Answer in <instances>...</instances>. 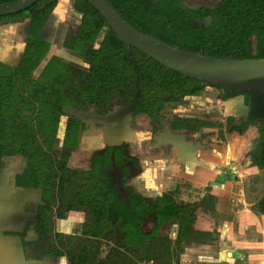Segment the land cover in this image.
I'll return each instance as SVG.
<instances>
[{"label":"trees","instance_id":"obj_1","mask_svg":"<svg viewBox=\"0 0 264 264\" xmlns=\"http://www.w3.org/2000/svg\"><path fill=\"white\" fill-rule=\"evenodd\" d=\"M18 1L0 0V6ZM106 1L140 33L184 52L217 59H264V0ZM57 3L58 0H38L23 11L0 15V21L23 15H27L30 20L25 52L16 69L18 75L28 76L45 57L47 45L40 39L39 30ZM75 9L93 22H83L77 36L73 37L72 44H66L83 56L89 67L87 73L69 67L64 73V81L72 83L73 74H76V81L86 74L87 89L81 93L85 100L105 104L108 98L118 100L124 106H132L134 114L142 115L144 123L151 125L170 103L198 97L205 86L219 87L170 70L136 48L126 45L87 1L76 0ZM207 19H210L208 24ZM102 26H107L108 31L101 48L94 49ZM89 50L92 52L89 53ZM56 64L63 65V61L53 58L49 63ZM50 72L49 69L45 70V73ZM11 80L10 70L0 62V166L4 156H24L28 159V164L20 175L14 177V184L16 187L44 190L43 201L47 205H38L36 220L25 223L26 229L38 232L39 239L22 243L24 250L33 248L34 252L29 256L37 264L46 255H62L61 250L54 247L55 238L62 247L64 244L71 246L75 243L73 238H67L66 243L63 242L60 235L53 238L50 222L52 206L55 204L56 177L59 175L70 182L77 169H81L87 183L81 192L74 194L75 203L80 208H87L90 217L82 226L81 238L96 241L113 236L117 238L121 248L130 251L132 258L134 255L139 260L157 264H179V255L185 247L197 242L196 237L202 236L200 244L206 242L210 233L197 231L193 226L198 214L203 211L214 214L216 211L217 199L209 190L202 200L192 203L176 202L175 192L172 191L152 197L139 195L130 186V181L127 182L129 170L124 164L126 155L121 149L114 152L113 159L116 167L123 168L122 176L118 178L110 159V149L100 153L76 152L73 149L74 137H70V134L65 136L61 152L52 151L49 147L51 153L47 154L41 145L34 144L26 137V125L31 121L29 118L20 119L22 109L14 110V130L7 123L4 124V117L11 112V106L1 90ZM64 90V106L75 105L74 92L66 84ZM238 95L244 97L249 107L247 121L236 127L231 126L227 132L235 130L242 133L248 124L256 125L260 142L251 155L253 163L264 168V156L255 158V153L260 150L264 155V93L252 90L233 91L224 97ZM54 107L61 112L63 104L55 102ZM205 125V122L191 118L174 117L171 122L172 129L193 132ZM63 178L58 184L60 189ZM254 211L264 214V196L256 204ZM57 217L63 216L57 214ZM173 226H177L175 241L168 235ZM85 239L80 242L76 237V241L79 240L74 245L78 246L77 249L72 251L69 248L70 264H93L96 261V254L83 243ZM115 254L117 252L112 255L111 262L102 260L99 263L118 264L120 260L126 261L125 255L119 260Z\"/></svg>","mask_w":264,"mask_h":264},{"label":"flooded vegetation","instance_id":"obj_2","mask_svg":"<svg viewBox=\"0 0 264 264\" xmlns=\"http://www.w3.org/2000/svg\"><path fill=\"white\" fill-rule=\"evenodd\" d=\"M57 5L58 3L55 5V7L53 8V11L47 17L45 22L42 24L41 29L39 30L40 39L46 43L47 51L45 52V57L41 59L40 63L35 67V69L31 72V74H29L28 76H23V75H18L16 71L24 55V52H25L26 40L28 38V33L30 29L29 17L27 19L26 32L22 34H18V37H16V40L17 38H20L21 40L23 39V43H24L23 48H20V46L18 47L17 44L15 46L16 47L15 51L17 54H19L16 62L8 63V60L6 61V56L9 54V52L8 54H6V56L4 55V53H3L4 56L1 54L0 62L6 65V67L10 70V73L12 76L11 83L8 82V85L5 84V86L1 90L3 97L7 98L6 101L9 102L10 103L9 105L11 106L10 108L11 112L8 114V116L4 117V124L7 123L11 130H14V128H16V126L13 125V120L15 116L14 110L22 109L21 114H20V119L22 120L24 118H29V120L31 121L30 124L26 125V137H28L30 141H33L34 144L41 145L47 154L51 153V149L52 151L55 150V151L61 152L64 147L65 136L67 134H70V137L72 138L74 137L73 138L74 139L73 149L76 152L100 153V152H103L105 150L107 151L108 149H110L111 150L110 159L112 161V166L114 167L115 173L119 178L120 176H122L121 172L123 168L120 166L116 167L113 159H114V152L121 149L122 153L126 155V157H124L123 160H124L125 166L129 170L128 171L129 173L126 176L127 182L130 181L131 183L130 186H133L134 190L137 184L134 183V181L130 180L129 178L131 177L132 174L138 173L140 169H139V157L136 154L138 152L137 150L138 145H136V147H133L135 146V143L134 142L131 143V140L133 139L135 141L138 134H143L144 136L147 135L146 136L147 141L152 142L153 135L158 133V131L161 129H166V130L168 129L170 131H184L185 134L193 133V131H189L186 129H180V130L172 129L171 122L174 119V117L183 118V119L191 118V119L200 120L206 123L204 127H200L198 131H194V132H199V131H202L203 129L217 128L219 129V133H222L221 131L224 130L226 135H231L233 132H236L239 135L242 134L235 130L231 132H227V129L231 127L230 126L231 124H229L230 122L234 123L233 124L234 127L240 125L242 122L245 123L247 121L246 115L243 114V116H245V118L243 119H241V117H236V116L234 117V116L228 115V116L221 117L219 120L218 119L214 121L210 120L212 116L208 115L209 111H205V109L196 105L198 104V102H201L202 100L201 98L203 96L201 94L198 97L197 96L190 97V98L188 97V98H185L181 102H176L179 106H183L185 109H187L188 112H184L183 111L184 108H183L182 110H180V113L182 115L176 114L175 110H171L170 111L171 113H166L169 109V108H166L164 112V114L165 113L166 114L164 115V117H159L158 119H156L154 124L151 122V125L149 124L146 125L144 123L143 118L139 117L142 115H135L132 106H126V105L124 106L121 103H119L118 100H113V99L108 98L106 104L100 103V102H91L90 99L85 100V98L81 96V93H83L87 89L86 74L83 75V78H79L77 81L75 79L76 76L73 74L74 79L71 83L70 81H64V73L66 72V70H68L69 67L78 68V70L83 69L81 71L84 73L88 72L87 68L89 67V63L83 58V56L79 55L77 51L70 49L66 44V43L72 44L71 42L73 41V37L77 36L79 28L84 22L83 20L87 17H85L83 13L78 12L75 9L76 0H73V6H72L73 10L77 14L82 15L81 22L78 26H77L78 19L75 15L74 17H72V19L68 21L63 20V17L61 15H57L54 18L53 13ZM51 19L53 20L54 25L57 24L54 21V19H56L57 22L60 21V22L65 23L66 27L70 26L69 28L67 27V31H65L62 37H57L55 33L53 32V30H51L53 26ZM106 25L109 26L107 23ZM107 26L101 27L99 35L95 43L99 41V38L101 36L102 37L99 42L103 40L106 32L108 31ZM73 30L76 31L74 34H73ZM66 34L68 35L65 36ZM8 37L11 39V40L9 39L8 41L9 44L10 42L14 43V39L11 38V36H8ZM55 43L62 45L63 48L65 49L64 52L69 57L75 56L76 58H74L73 61H71V59L66 60L65 58H61L60 54L61 55L63 54L62 51H60V54L58 53L59 51H57V53L54 54L53 44ZM10 47L11 45H9L7 49L9 50ZM93 48L96 49L95 46ZM53 58L61 59L63 61V65L62 64L49 65V63L51 62ZM46 69H49L51 72L45 73ZM83 83H85L84 87L82 85ZM65 84L69 86L70 90L72 87H74L75 89V91H73L74 92L73 100L75 101V105L64 106ZM19 88L21 90H24L23 94L20 93L21 90H19ZM214 88H216L217 90L220 89V87H214ZM76 90H78V92L80 93L79 95H77V97H74V95L78 94L76 93ZM226 94L228 93H223L218 90V95L223 101L229 100L230 98L235 97L233 96V97L225 98L224 95ZM55 102L63 104L61 112H58L55 109L54 107ZM243 103H245V105L244 104L243 105L249 109L248 105L246 104L244 100V97H243ZM169 106L175 108L174 106H172V103H170ZM68 108L74 109L75 111H77V113L80 116L76 117L71 114H67L65 110ZM117 109H121V111H125V112L126 111L130 112V116H128V118L131 120L132 126L123 127L121 125L122 133L125 132L126 134L123 137L122 136L116 137V134H115L116 123L117 122L122 123L121 117L123 115L121 114L120 116L117 117V114H118L116 113ZM248 112H247V116H248ZM184 113H189V114L186 115ZM166 117H169V118L165 119ZM230 118L232 119L230 120ZM224 122H226L227 124H224ZM208 124H211V125L208 126ZM248 125L250 126L253 124H248ZM134 126H136V129L138 130H136ZM131 127L134 128V131L132 130ZM256 131H257V127H256ZM256 135H257L256 139L259 140L260 142V138L257 132H256ZM32 136H34V138H32ZM103 136H105L108 139L104 140ZM141 141H144V140H141ZM137 142H140V141H137ZM259 142H256L255 145L248 152L244 154L243 158H245V156L247 157V155L249 157V155L253 154L255 150L257 149ZM130 143L133 144L131 145L132 148L136 149L137 151L133 150V153H130L127 150ZM263 156L264 155L262 154V150L255 153V158H262ZM8 162L13 163L12 165L16 167V171L13 172V176H12V181L14 184V181H15L14 177H16L17 175H20L24 171V169L26 168L28 164V159L21 155L4 156L2 158V165L0 166V168H3ZM251 162L260 171H264V168L258 167L256 164L253 163V160ZM76 172H78V174L83 175L81 169L75 170L74 173L76 174ZM83 177L84 179H86L84 175ZM56 178L58 182L56 183V191H54L55 201L58 199L57 196L58 197L60 196V194L58 195L59 192H57V190L60 188V187L58 188L59 181L63 177L58 175ZM67 180L68 179L65 180V178H63V183L66 182ZM70 182H67V183H70ZM85 183H87L86 180H85ZM14 187L17 190H22L23 193L27 191H32L33 193H36L35 197L33 198L34 200V203H33L34 214L33 215L35 217L32 221L36 220L37 206L47 205V203L43 201V192H44L43 188H21V187H16L15 184H14ZM139 190L140 192L145 193L141 189ZM173 190L174 189L171 188L170 190L166 192H171V191L173 192ZM81 191H78V192H81ZM136 192L138 194V191ZM35 202H38V203H35ZM57 205L58 204L55 202V204L52 206V219L50 222L51 235L53 236V238L56 235H60L61 239L65 243L67 241V238H73V241L75 242L76 237H78V235H81V231L77 235L75 233L67 235V234H63L59 232H56V233L52 232L53 220L61 219L57 217V214H61L65 218L66 214L69 213L68 211H71V209H69V206H67L66 208H64V210H59L58 212H56V209H58ZM66 209H68V211L67 213H64ZM32 221H28V222H32ZM32 231L38 236V238L35 240L37 241L39 239V234L37 231L33 229ZM53 244L57 250H61V253H62L61 257H63L64 254L62 250L65 248L66 244H64V247H62L56 238ZM72 245L70 246L71 249L73 247ZM50 256H53V255H50Z\"/></svg>","mask_w":264,"mask_h":264},{"label":"crops","instance_id":"obj_3","mask_svg":"<svg viewBox=\"0 0 264 264\" xmlns=\"http://www.w3.org/2000/svg\"><path fill=\"white\" fill-rule=\"evenodd\" d=\"M201 99V102L196 105L205 111H209L208 115L212 116L210 120H219L221 117L229 115L230 112L226 111L228 100H221L218 92L210 91L209 97L203 96ZM234 103L245 107L243 99L235 100ZM232 115L240 116L239 113H232ZM213 130V128L203 129L193 133L200 135V138L198 137L199 143L191 142L192 136L186 138L184 131H170L168 129H161L154 134L150 146H147V139L138 143V150L140 151L136 154L139 157L140 170L134 180L137 188L149 193L154 188L152 182H159L162 190L177 189L178 193L175 197L177 202L191 203L202 200L209 190V193L217 199V207L214 214L207 211L198 214V217L201 216L205 222L209 223L202 230L210 233L219 225H215V221L228 222L222 231L223 237L227 236L228 240L222 238V242L217 245L212 243L188 246L180 259V264H199L201 262V264H243L239 262L242 260L240 258L237 259V262L234 260L236 258L233 256H238L240 252L234 250L237 246H231V243L238 244L246 229L245 227L249 225L257 227L259 221L263 222L261 234L264 239V215L256 212L253 214L249 210L236 214L233 213L231 207L224 211L225 207L221 206L227 203L229 205L231 202V193L228 190L231 183L237 184L247 171L256 175L262 171L255 167L248 157L243 158L245 152L243 148L240 151V148H237L243 139L242 135L232 133L229 137L233 141L228 140L222 151L219 143L225 141L226 133L222 130V133L215 135L210 133ZM205 133L210 134L202 135ZM202 139L212 141L211 147L206 144L207 141L203 143ZM146 146L148 148H145ZM232 149L234 152H239L236 156H239V162H230L226 166L221 161V156L232 152ZM12 164L8 162L3 168H0V264H32L34 262L37 264L29 256L33 254V248L28 247L24 250L22 246L23 241L32 242L38 238L32 229L25 228V223L32 221L35 217L33 215V198L35 196L33 193H23L22 190L18 193L12 181L13 172L16 171V167ZM158 186L156 185V187ZM68 215L65 218L53 220V233L66 234L69 233V230L74 229L72 216ZM216 216L223 217L213 221L212 217ZM61 228L64 231H61ZM196 229L198 228L196 227ZM256 239L259 240V238ZM197 250L208 255H197ZM39 262L40 264H67L68 261L64 256L47 255L42 257ZM250 262L251 264H259L260 260L251 258Z\"/></svg>","mask_w":264,"mask_h":264},{"label":"rangeland","instance_id":"obj_4","mask_svg":"<svg viewBox=\"0 0 264 264\" xmlns=\"http://www.w3.org/2000/svg\"><path fill=\"white\" fill-rule=\"evenodd\" d=\"M72 6H73V0H59L58 5L54 9V13H53L54 16L53 17L55 18L57 15H61L63 17V20L68 21V20L72 19V17H74V15H75L78 19V21H77V26H78L81 22L82 15L77 14L73 10ZM27 19H28L27 15H23V16H19V17L13 18V19H4V20L0 21V59H1V54L3 55V53H4V55L6 56V54H8V52H9V54L6 56V61L8 60V63L16 62L19 54L16 53V51H15L16 47L15 46L17 44L18 47L20 46V48H23V44H24L23 39L21 40L20 38H17V40H16V37H18V34H22V33L26 32V30H27L26 29ZM90 20L91 19L85 18L83 21L84 22H93L92 20L91 21ZM51 21H52V25H53L51 30H53V32L55 33V35L57 37H62L64 35L65 31H67V27L68 28L70 27V26L66 27L65 26L66 24L63 22H60V21L57 22L56 19H54V21L57 23L55 25H54V22L52 19H51ZM209 21H210V19L206 20L207 24ZM75 32L76 31L73 30V34ZM68 34H66L65 36H67ZM8 36H11V38L14 39V43L10 42V44H9L8 41L10 38ZM101 37L99 38V41L101 40ZM99 41L97 43H94V46L96 49L101 48L102 41L101 42H99ZM9 45H11V47L8 50L7 48ZM58 45L59 44H56V43L53 44L54 54H56L57 51H59L58 53L60 54V51H62L63 54L62 55L60 54L61 58H65L66 60L71 59V61H73V59L76 58L75 56L69 57L64 52L65 49L63 48V46L62 45L58 46ZM88 52L90 53V52H92V50H89ZM89 59H90V57H89ZM80 70H83V69H80ZM82 85L84 87L85 83H83ZM220 89H218L220 92L227 93V91L225 89H222L221 87H220ZM19 90H21V89L19 88ZM71 90H72V92L75 91L74 87H72ZM218 90L214 87H211V86H205L204 91L201 93V95L205 96L207 98V97H209L210 91L211 92L212 91L218 92ZM23 92H24V90L20 91V93H22V94H23ZM76 93H78V94L74 95V97H77V95H79L80 92H78V90H76ZM214 96H217V95L214 94ZM242 99H243V96L239 95V96H235L233 98H230L228 100V102H227L228 105L226 104V106H227L226 111L230 112L229 113L230 116H233L232 113H239L240 116H238V117H241V119L245 118V116H243V114L246 115V118H247V112L249 109L247 107L243 108L240 105H236L237 103H234L235 100H242ZM170 106L167 107L169 109L166 113H171L170 112L171 110H175L176 114L180 115L181 114L180 110H182L184 108L183 106H179L177 103L176 104L172 103V106H174L175 108L170 107ZM235 108H237L236 111H235ZM183 111L188 112L187 109H185V108L183 109ZM164 112H165V110H162L161 111L162 114L159 113V117H164V115L166 114V113L164 114ZM116 113H118L117 117L120 116L121 114H123V115L121 117L122 123L121 122L116 123L115 134H116V137H120V136L123 137L126 134H125V132L122 133L121 125L123 127L132 126L131 120L128 118V116H130V112L129 111L125 112V111H121V109H117ZM241 113H243V114L241 115ZM184 114L188 115L189 113H184ZM218 116L220 117V115H218ZM139 117H142V116H139ZM159 117H157L156 119H158ZM168 118L169 117H166L165 119H168ZM155 121H152V123L154 124ZM224 124H227V123L224 122ZM229 124H231L230 126H234L233 122H230ZM222 125H223V123H222ZM134 128L136 129V126H134ZM134 128H132L133 131H134ZM213 129H214L213 132H210V133L217 135V133H219V132H217V130H219V129H217V128H213ZM136 130H138V129H136ZM256 132L257 131H256L255 125H250V126L248 125L247 126V129L244 130L241 134L242 135L241 137L243 139H242V141H240L239 146L237 147V148H240L239 151L243 148V151H245L244 152V154H245L255 145L256 142H259V140L256 139L257 138ZM193 133H196V132H193ZM193 133H186L185 137L189 138L190 136H192L191 142H193V143L198 142L199 143V138H200L199 136L200 135H195ZM210 133H205L202 135H207ZM233 133H236V132H233ZM146 136H144L143 134H138L135 141L132 139L131 143L132 142L135 143V146H133V147H136V145H138L139 142H137V141L147 139ZM229 136L230 135H226L225 141L224 142L221 141L219 143V145H221L220 148L222 149V151L224 149L223 148L224 145H226L228 140L231 139ZM203 138H204V136H203ZM103 139L106 140L108 138L103 136ZM96 141H98V140H96ZM202 141H203V143H206L207 140L202 139ZM231 141H233V140L231 139ZM131 143L129 144V147L127 148V150L130 153H133V150L136 151V149L132 148L131 145H133V144H131ZM150 143L151 142L148 141L147 146H150ZM206 144L209 147H211L212 141H210L208 139ZM147 146L145 148H148ZM138 151H140V150H138ZM238 154H239L238 151L234 152V150L232 149V152H228V153L224 154V156H221L222 157L221 161H223L226 166L230 162H239V156L236 157ZM251 156L252 155H249V157H248V155H247L248 159H251V161H252ZM247 157L245 156V158H247ZM137 176H138V173L132 174L129 179L134 181L135 178H137ZM242 177L243 178H241L237 184L231 183L230 185H232V186L229 185V187H228V190L231 193V202L229 201L230 204L228 205V203L226 201L227 204L221 205V206L225 207L224 211H226L229 207H231L233 210V213H236V214H238L244 210H249L250 212H252L254 214L255 213L254 208H255L256 204L264 196V171H262L261 173H258L257 175L251 174L250 172L247 171L246 174H244ZM57 182H58V180L56 178L55 183H57ZM134 183H136V181H134ZM62 185H63L62 188L60 189L58 186L59 189L57 190V192H59L58 195L60 194V196L59 197L57 196L58 199L55 201L58 204L57 205L58 209H56V212H58L59 210H64V208H66L67 206H69V209H70V207L72 206L71 211H68V209H66V211H64V213H67V211L69 213H71L70 215H68L69 213H67L66 216L67 215L72 216V219L74 221L73 222L74 229L69 230V233H66V234L75 233L77 235V234H79L80 231L82 232V228H81V226H83L82 224H84L90 220L89 213L87 211L88 209L85 207H83V208L78 207L75 203V198H74V194L76 192L81 191L83 188L86 187L85 179H84L83 175L78 174V172H76V174H73V177H72V180L70 183L64 182ZM152 185H154V188L151 189L149 193L140 192V190L137 188V186H136L135 190L138 191V194H141L144 197L158 196L160 193H165L167 191V190L166 191L162 190L159 182L153 181ZM156 185H159V186L156 187ZM19 192H21V190H18V193ZM173 192H175L174 193V199L176 201L175 197H176V194L178 193V191H177V189H174ZM26 193L32 194L33 192L29 191ZM33 195L35 196L36 193H33ZM179 202H181V201H179ZM185 203H191V202H185ZM256 213H258V212H256ZM261 215H264V214H261ZM222 217L223 216H220V217L216 216V217H212V218L214 221V220H217V219L222 218ZM227 223L228 222H226V221H224V222L216 221L215 225H217V224H219V225L216 226V229H214L213 232H210V236L205 239L206 242L203 244L215 243V245H217L220 242H222V238H223V240H224V238H226V240H228L227 236L223 237V234H222V231L224 230V227L227 226ZM208 224L209 223L205 222V220L202 219L201 216L200 217L197 216L195 221H194L193 227L195 230H197V231L201 230L200 232L205 233V230H202V228H205V226H208ZM262 225H263V222L259 221V224L257 225V227H255V225H249V226L245 227L246 229L244 230V233H243L242 237L240 238L239 243L238 244L231 243V246H234V247L237 246L236 249H234V250H238L240 252V254L238 256H236V257L233 256L234 258H236V259H234L236 262H237V259L240 258L242 260L238 259L239 262H242L243 264H251L250 260H251V258H254L256 260H260L259 264H264V239L262 238L263 235L261 234L263 232ZM196 227L198 229H196ZM52 230H54L53 224H52ZM61 231H64V229L61 228ZM176 231H177V226H173V227H171V231H169V233H168L169 237L172 238V240H174V241L176 238ZM259 234H260V236H259ZM196 236H197V234H196ZM78 238L81 240L80 242H82V240L85 239V238H81V235H78ZM256 238H259V240L257 241ZM85 240L86 241H84L83 243L85 245H87V247L89 249H91L96 254L95 257H96L97 261H95L94 264H100L99 262L102 260H107V261L109 260L111 262L113 260L112 255L115 252H117V254H115L114 256L118 257L119 260H120V257L122 255H125V258H126L125 262H123L124 260H120L121 262L118 264H137V263L138 264H157V263H154L152 261L145 262V260H139V258L137 256H134V255L132 258L130 251H126L123 248H121L117 238H115L113 236H106L103 239H99L96 241L89 240V238L85 239ZM201 240H202V236L196 237L195 241H197V242L192 243L190 246H192V245L199 246ZM76 242H79V240L75 241V243ZM74 245H76V244L72 245L73 246L72 251L76 250L78 247V246H74ZM200 245H202V244H200ZM187 247H185L184 250L182 251V253L179 255V260L183 256L185 249ZM69 248H70V246H68L66 244L65 248L63 249L64 257H66L67 261H68L67 264H69V261L71 258L70 257L71 254H69V252H70ZM197 251H198L196 253L197 255H204V256L208 255V254H205L204 252H202L201 250H197ZM199 252H201V253H199ZM261 262H263V263H261ZM201 263H199V264H201Z\"/></svg>","mask_w":264,"mask_h":264},{"label":"water","instance_id":"obj_5","mask_svg":"<svg viewBox=\"0 0 264 264\" xmlns=\"http://www.w3.org/2000/svg\"><path fill=\"white\" fill-rule=\"evenodd\" d=\"M38 0H19L0 6V15L17 13ZM106 21L115 35L162 66L200 81L210 82L233 91H259L264 93V59L234 60L204 57L171 47L128 24L106 0H86ZM67 114L80 116L72 108Z\"/></svg>","mask_w":264,"mask_h":264}]
</instances>
